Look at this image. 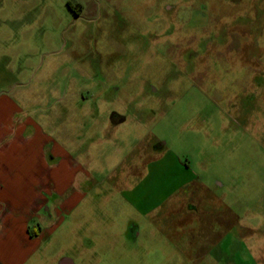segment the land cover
Instances as JSON below:
<instances>
[{"label":"rangeland","instance_id":"rangeland-1","mask_svg":"<svg viewBox=\"0 0 264 264\" xmlns=\"http://www.w3.org/2000/svg\"><path fill=\"white\" fill-rule=\"evenodd\" d=\"M4 136L26 264H264V0H0Z\"/></svg>","mask_w":264,"mask_h":264},{"label":"crops","instance_id":"crops-1","mask_svg":"<svg viewBox=\"0 0 264 264\" xmlns=\"http://www.w3.org/2000/svg\"><path fill=\"white\" fill-rule=\"evenodd\" d=\"M12 128H15V126ZM5 137L0 138V142ZM31 138V135H26V133H21L18 136L14 133L10 134L7 141H9L8 145L10 146L15 140L25 143L30 141ZM152 164L150 162L149 165ZM75 168L78 169L77 173L84 172L81 170L83 167L80 163L76 162ZM3 174L5 175V173ZM9 180L11 179H0L1 195L3 191L10 190L11 183ZM29 187L31 188L32 185L29 184ZM14 188L12 186V189ZM32 189L39 191V194H36L32 200L26 203L22 201L8 203L6 200L0 202V264H26L32 253L42 248V239L45 232L58 219L59 214L55 212L56 209L48 206V199L43 197L40 192H46L47 186L34 185ZM172 191L169 190L162 199L149 203V208L154 210L165 204L170 200ZM76 193L81 194L82 192ZM79 201L80 199L76 200L75 207ZM61 264H74V262L65 259Z\"/></svg>","mask_w":264,"mask_h":264}]
</instances>
